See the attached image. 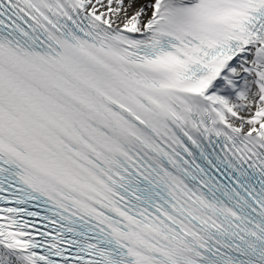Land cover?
<instances>
[{"label":"snow or ice","instance_id":"1","mask_svg":"<svg viewBox=\"0 0 264 264\" xmlns=\"http://www.w3.org/2000/svg\"><path fill=\"white\" fill-rule=\"evenodd\" d=\"M0 264H264V0H0Z\"/></svg>","mask_w":264,"mask_h":264}]
</instances>
